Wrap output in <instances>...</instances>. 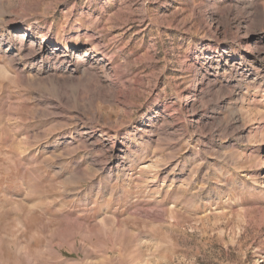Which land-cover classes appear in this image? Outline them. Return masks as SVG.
Here are the masks:
<instances>
[{
    "label": "rangeland",
    "instance_id": "obj_1",
    "mask_svg": "<svg viewBox=\"0 0 264 264\" xmlns=\"http://www.w3.org/2000/svg\"><path fill=\"white\" fill-rule=\"evenodd\" d=\"M0 264H264V0H0Z\"/></svg>",
    "mask_w": 264,
    "mask_h": 264
},
{
    "label": "bare ground",
    "instance_id": "obj_2",
    "mask_svg": "<svg viewBox=\"0 0 264 264\" xmlns=\"http://www.w3.org/2000/svg\"><path fill=\"white\" fill-rule=\"evenodd\" d=\"M21 41H22V38H21ZM22 46H24V43H23V41H22V44H21ZM22 46H21V48H22ZM77 65H78V63H77ZM56 78V77H55ZM64 78V77H63ZM61 79V78H60ZM62 81V80H61Z\"/></svg>",
    "mask_w": 264,
    "mask_h": 264
}]
</instances>
